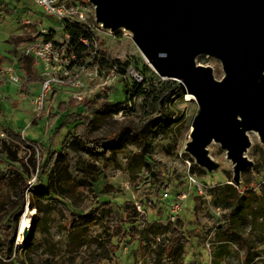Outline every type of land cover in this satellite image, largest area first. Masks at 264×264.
Wrapping results in <instances>:
<instances>
[{
    "label": "rangeland",
    "instance_id": "obj_1",
    "mask_svg": "<svg viewBox=\"0 0 264 264\" xmlns=\"http://www.w3.org/2000/svg\"><path fill=\"white\" fill-rule=\"evenodd\" d=\"M71 1L83 13V23L92 29L99 47L111 58L128 60L133 71L144 76V93L130 95V100L125 101L127 109L123 112H113L114 108L109 107L96 113L97 120L88 131L90 138L113 135L122 127L125 132L123 145L115 149L114 155L109 158L101 153L94 154L78 148V154L93 171L96 186L69 190V176L61 168L62 163H59L57 171L62 173V178L55 179V175L50 177L49 168L44 173L45 181L49 177V182L59 194L55 195L56 199L48 208L43 223L38 227L34 225L40 216L36 209L31 213L32 208H28L26 203L22 212L12 216L11 222L6 226L5 217L14 214L19 207L21 179L9 180L12 172L17 167L20 170L27 169V186L37 183L39 162L48 154L47 136L59 135L56 139L59 142L72 128L69 123L59 124L67 112L75 108L81 116H91L105 101L115 103L123 100L119 93L124 82L117 76L102 88L91 84L90 88H94V93L89 94L81 103L69 99L67 87H61L57 97L46 101L44 111L37 118L31 104L33 95L30 89L25 87L20 90L12 83H2L0 236L8 239L15 227L10 259L15 257L23 264H211L214 259L219 264H243L251 246L254 254L248 264H264V148L257 135L250 133L252 145L246 153L254 162V167L241 174L240 185H230L231 164L225 159L224 149L217 143L209 145L210 154L215 160L224 162V166L212 173L200 168L183 152L197 108L193 97L186 93L178 80L160 77L123 31L111 34L95 24L93 6L88 0ZM60 26L61 23L55 17L44 14L34 0H0V57H3L0 64L13 62L21 74L13 55L24 44H16L14 38L43 32L60 39ZM198 62L211 65L217 79L223 75L220 63L215 59L201 56ZM103 70L102 79L96 81V84L101 83L110 73L108 69ZM155 97L159 98L158 102H155ZM162 112L169 113L173 120L179 115L184 119L180 124L144 127ZM9 129L31 137V140L38 143L35 165L29 160L30 153L26 145L10 137ZM83 129L85 124L73 131L81 135ZM140 151L161 168L159 181L149 168L136 161L134 154ZM188 172L195 176L202 190L201 193L190 191L183 201L182 212L174 223L182 228L187 242L167 261L162 248L168 242L169 220L162 193L168 186H179ZM24 196L29 199L28 193ZM108 202L110 206L104 209L102 221L82 230L76 237L70 235L68 229L72 216L66 207L85 213ZM132 211H136L137 216L126 218L127 213ZM118 212L127 219L126 223L122 222V231L118 229L122 221ZM26 218L29 224L27 228L33 225L28 248L23 244L26 227H20ZM219 252L220 258L215 256Z\"/></svg>",
    "mask_w": 264,
    "mask_h": 264
},
{
    "label": "water",
    "instance_id": "obj_2",
    "mask_svg": "<svg viewBox=\"0 0 264 264\" xmlns=\"http://www.w3.org/2000/svg\"><path fill=\"white\" fill-rule=\"evenodd\" d=\"M88 2L95 24L111 34L123 31L160 77L178 80L195 100L183 152L212 173L224 166L209 150L219 144L231 183L240 185L241 174L254 167L246 155L250 133L264 148V0ZM201 56L220 63L219 79L211 65L198 62ZM32 231L33 225L24 228L26 247Z\"/></svg>",
    "mask_w": 264,
    "mask_h": 264
},
{
    "label": "trees",
    "instance_id": "obj_3",
    "mask_svg": "<svg viewBox=\"0 0 264 264\" xmlns=\"http://www.w3.org/2000/svg\"><path fill=\"white\" fill-rule=\"evenodd\" d=\"M63 30L70 34L72 40L71 42H74V40H76L80 36H84L88 38L95 36L90 27H88L84 23H79V22L65 23ZM40 35L41 33L27 37L17 36L14 38V41L16 42V44H26L28 42L37 39ZM52 37L53 36L51 33L44 35V38L47 39H51ZM99 52H100V56L98 60H99L100 70L110 69L113 66H116V70L119 73L122 82H124L123 88L120 89L121 91L119 93V95H122L123 100L116 101L115 103H112V101H105L103 104L100 105V108L94 111L93 115L91 116L87 114L81 116L80 113H78L74 109H71L69 112H67V115L64 117V119H62V121L59 124L69 123L70 125H72V128L67 132V134L64 136L62 141L59 142L56 141L59 135L47 136L48 147H46V149L48 151V154H46L45 157L41 159L39 162L40 173L37 175L38 182L32 184L31 186H27L26 183V178L28 177L27 169L20 170L17 167V169L12 172V175L9 178V180H17L18 178L21 179V182L19 184V192H18L19 207L17 208L14 214L11 213L7 217H5L4 225L7 226L8 223L11 222L12 216L19 215L24 209L26 203L29 205L30 208H32V210L30 211L31 213H34L35 211L34 209H36L37 215H39L40 218H42L41 221H39L40 218L35 220L34 225L38 227L43 223L44 221L43 218L45 217L48 208L51 206V203L56 199L55 195L59 194L58 193L59 191L55 188V186H53L52 183L49 182V177L47 176L48 177L47 182L44 179V173L48 168L50 172L49 173L50 177L55 175L54 177L55 179L62 178V173L59 170L57 171V166L59 165V163H62L61 168H63L65 174L69 176L67 177V179L69 178V183H68L69 187H67L69 190L70 188L72 189L76 187H87L94 185L96 186V184L94 183L93 171L89 165L84 163L83 159L78 154L77 152L78 148H83L84 150L94 154L101 153L102 155H105L106 158H109L114 155L115 149L123 145V139L125 133L123 127L113 135L111 134L109 136H99L95 138H90L88 135V131L91 129L94 122L97 120L96 113L103 112L109 107L114 108L113 112H123L124 110H126L127 102L125 101L130 100L131 97L130 95H142L144 93L143 87L145 84V78L140 72L139 73L142 77V80L139 82L135 81L132 77L131 78L128 76L122 77L125 73V68L131 66L130 62L128 60L121 61L120 59L117 58H111L107 55L106 51L100 47H99ZM15 56L22 72L24 73L26 78H28L27 79L28 81H26V83L33 79L35 80V73H33L32 70V59L24 56L21 51H17ZM26 83L23 85L22 89L24 88ZM98 96L99 95H97V97ZM154 100L155 102H158L159 98L155 97ZM122 103H124V105H122ZM176 115L177 113L175 114V116ZM183 119L184 117L179 115L176 116L175 119L173 120L169 116V113L162 112L159 117H155L149 120L144 127L149 126L150 128L151 127L156 128V127H164L167 124L169 125L174 123L180 124L183 121ZM81 124H85V129H83L81 135L75 134L73 130H75ZM143 128H141V130ZM8 133L10 137L15 138L18 142H21L26 145L30 153L29 160L32 161L33 165H35L36 147L38 143L35 140H31L26 136L20 135L19 133H15L10 129L8 130ZM174 143L175 142H173L172 144L173 146ZM134 156L136 161L139 163V165L149 168V170L155 176L157 177L161 176L162 174L161 168L159 166H156L150 158H148L143 154V152L140 151V153H136L134 154ZM5 168H7V166ZM159 177L157 178L158 181L160 180ZM179 185H181L182 187L185 186L183 181L179 182ZM27 193L29 195V199H26L24 196ZM165 204L167 205V203ZM64 205L66 206L65 203ZM109 206H110L109 202L103 203L101 206L92 208L85 213L72 211L68 207H66V210H68L72 216L68 229L70 235H72V237H76V235L79 232H82V230H85L91 225L102 221L103 211L106 207ZM118 214L119 217L122 218V221H120V225L118 226V229H120V231H122L123 229L122 224L127 222L126 218L137 216L136 211H132V213L128 212L126 218L122 217L124 216L122 213L118 212ZM167 220H169V215L167 216ZM14 232H15V227H13L12 234L8 239L7 238L2 239L0 236V256L2 258L1 259L2 261L0 260V264H23L22 261L15 259V257L10 259L13 250ZM0 233H1V227H0ZM167 236H168V242L167 245H165L162 248V253L163 256L168 261L171 257L174 256V254L177 252V250L181 245L186 244L187 239L182 228L178 224L170 221L168 223ZM28 247L29 246H27V248ZM252 248L253 247L249 246L243 264H248V262L252 260V256L254 254V252H252ZM215 256L220 258L221 253L220 252L216 253ZM211 264H219V263H217V261H215L214 259Z\"/></svg>",
    "mask_w": 264,
    "mask_h": 264
},
{
    "label": "built area",
    "instance_id": "obj_4",
    "mask_svg": "<svg viewBox=\"0 0 264 264\" xmlns=\"http://www.w3.org/2000/svg\"><path fill=\"white\" fill-rule=\"evenodd\" d=\"M34 3L43 9L45 14L55 17L61 23L62 30L60 39L44 38L47 34L42 32L37 39L24 44L21 49L24 56L32 59V68L39 78V91L31 100L37 118L44 111L46 101H50L61 87H67L68 97L81 103L89 94L94 93V88H90L91 84L102 88L120 75L116 66H113L108 69L110 73L105 79L96 84L104 73L99 67L100 52L97 38L80 36L71 42L70 34L63 30L65 23H83L85 18L83 13L76 9L78 6H73L71 0H34ZM127 76L138 82L142 80L140 73L133 71L131 66L125 68L122 77ZM27 79L24 73H18L14 63L0 64L1 84L9 82L22 88ZM183 182L184 187L168 186L163 189L162 199L167 203L170 222L178 220L183 201L187 199L190 191L201 193L202 190L200 183L190 172L186 173Z\"/></svg>",
    "mask_w": 264,
    "mask_h": 264
},
{
    "label": "crops",
    "instance_id": "obj_5",
    "mask_svg": "<svg viewBox=\"0 0 264 264\" xmlns=\"http://www.w3.org/2000/svg\"><path fill=\"white\" fill-rule=\"evenodd\" d=\"M21 51V50H20ZM13 57H15V59H16V56L15 55H13ZM3 61V57H0V62H2ZM10 63H13V62H10ZM4 64V63H3ZM19 70H20V72H22V70H21V68H20V66H19ZM32 70H33V73H35V80L33 79V80H31V81H29V82H27L26 83V81H25V83H26V85L24 86V88L22 89V88H20V90H24L25 89V87H27L28 89H30V92L32 93V97H34L37 93H38V91H39V87H40V83H39V78H38V76H37V73L35 72V70L32 68ZM22 74H23V72H22ZM24 83V84H25ZM0 86H3L2 84L0 85ZM32 88H35L34 90L32 89ZM57 93L58 92H56L55 94H54V96L53 97H57ZM70 99V98H69ZM74 110H75V108H74ZM78 109H76V111H77ZM34 120L35 119H33L31 122L33 123L34 122ZM31 123V124H32ZM29 136H32V135H29ZM28 138V137H27ZM31 137H29V139H30Z\"/></svg>",
    "mask_w": 264,
    "mask_h": 264
},
{
    "label": "bare ground",
    "instance_id": "obj_6",
    "mask_svg": "<svg viewBox=\"0 0 264 264\" xmlns=\"http://www.w3.org/2000/svg\"><path fill=\"white\" fill-rule=\"evenodd\" d=\"M191 96V95H190ZM30 210V209H29ZM29 224H28V222H27V218L26 219H24L23 221H22V223L20 224V227H21V229H23L24 227H27ZM20 239V238H19ZM21 241V240H20Z\"/></svg>",
    "mask_w": 264,
    "mask_h": 264
}]
</instances>
